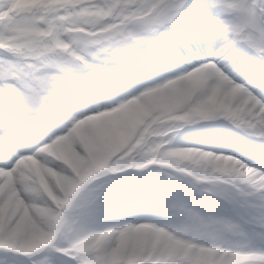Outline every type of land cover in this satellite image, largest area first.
Listing matches in <instances>:
<instances>
[{
	"label": "clouds",
	"instance_id": "obj_1",
	"mask_svg": "<svg viewBox=\"0 0 264 264\" xmlns=\"http://www.w3.org/2000/svg\"><path fill=\"white\" fill-rule=\"evenodd\" d=\"M0 264H264V0H0Z\"/></svg>",
	"mask_w": 264,
	"mask_h": 264
},
{
	"label": "rangeland",
	"instance_id": "obj_2",
	"mask_svg": "<svg viewBox=\"0 0 264 264\" xmlns=\"http://www.w3.org/2000/svg\"><path fill=\"white\" fill-rule=\"evenodd\" d=\"M193 2H195V0H193Z\"/></svg>",
	"mask_w": 264,
	"mask_h": 264
}]
</instances>
